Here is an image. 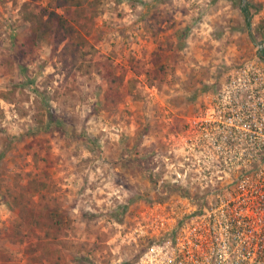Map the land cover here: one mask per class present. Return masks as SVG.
I'll list each match as a JSON object with an SVG mask.
<instances>
[{
  "label": "rangeland",
  "instance_id": "rangeland-1",
  "mask_svg": "<svg viewBox=\"0 0 264 264\" xmlns=\"http://www.w3.org/2000/svg\"><path fill=\"white\" fill-rule=\"evenodd\" d=\"M55 4L0 0V264H154L216 182L204 104L262 70L251 0L246 18L240 0H82L72 57L50 36L25 45L23 16ZM19 203L68 227L29 228Z\"/></svg>",
  "mask_w": 264,
  "mask_h": 264
},
{
  "label": "built area",
  "instance_id": "built-area-1",
  "mask_svg": "<svg viewBox=\"0 0 264 264\" xmlns=\"http://www.w3.org/2000/svg\"><path fill=\"white\" fill-rule=\"evenodd\" d=\"M251 3L253 20L264 23V0ZM260 44L264 50V38ZM254 57L262 70L245 76L247 84L219 88L212 114L218 106L223 113L202 114L216 182L187 200L162 248H151L154 264H264V61L257 49Z\"/></svg>",
  "mask_w": 264,
  "mask_h": 264
},
{
  "label": "trees",
  "instance_id": "trees-1",
  "mask_svg": "<svg viewBox=\"0 0 264 264\" xmlns=\"http://www.w3.org/2000/svg\"><path fill=\"white\" fill-rule=\"evenodd\" d=\"M54 1L56 2L54 9L48 11L44 18L32 13L23 16V20L28 24L29 32L25 45L27 48H30L37 34H40L43 37L50 36L54 38L57 43L63 42V54L72 57L73 52L70 48L79 39H81L79 29L84 25L82 22L84 19L82 0ZM56 8L60 9L62 12L58 13L55 11ZM240 12L246 18L248 15V5L245 4L242 6L240 8ZM245 24H248L247 19H245ZM253 32L256 37L264 36V23L261 21L256 22L253 26ZM259 56L260 58H264V50L259 52ZM99 64L105 66L104 62ZM79 67H81V65ZM105 72V77L110 82H114L115 78L112 73L108 69ZM48 120L52 121L50 117ZM41 187H43V183L39 182L38 187L33 186L28 192H31V194H37L41 197ZM41 198H43V196ZM17 208L18 221L29 228H37L38 230L51 229L55 233H59L64 228L68 227L65 215L57 207L49 205L28 206L26 204L19 203ZM18 241L21 243V239ZM43 245V243L39 244L40 248H43Z\"/></svg>",
  "mask_w": 264,
  "mask_h": 264
},
{
  "label": "flooded vegetation",
  "instance_id": "flooded-vegetation-1",
  "mask_svg": "<svg viewBox=\"0 0 264 264\" xmlns=\"http://www.w3.org/2000/svg\"><path fill=\"white\" fill-rule=\"evenodd\" d=\"M221 105V104H220ZM214 107H216L215 103L213 102H208L204 104L203 107V116L205 119H214V116L217 115L218 117L220 116V114L223 113V110H221L220 106L217 107V113L216 114H212L214 113Z\"/></svg>",
  "mask_w": 264,
  "mask_h": 264
},
{
  "label": "water",
  "instance_id": "water-1",
  "mask_svg": "<svg viewBox=\"0 0 264 264\" xmlns=\"http://www.w3.org/2000/svg\"><path fill=\"white\" fill-rule=\"evenodd\" d=\"M245 3H246V0H240L241 7L244 6ZM250 42L258 50V52H262V46L260 44V41L256 40V38L254 37L252 33H250ZM262 60L264 61V58H262Z\"/></svg>",
  "mask_w": 264,
  "mask_h": 264
}]
</instances>
